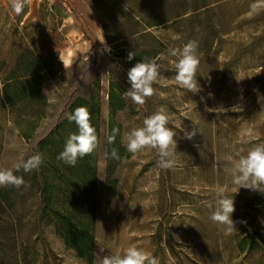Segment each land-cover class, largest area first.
I'll list each match as a JSON object with an SVG mask.
<instances>
[{
    "label": "rangeland",
    "instance_id": "374dc122",
    "mask_svg": "<svg viewBox=\"0 0 264 264\" xmlns=\"http://www.w3.org/2000/svg\"><path fill=\"white\" fill-rule=\"evenodd\" d=\"M79 3L92 7L98 26L88 35L92 48L71 55L73 64L64 67L56 55L64 45L61 17L76 12ZM253 3H259L257 10L250 7ZM107 37L117 41L111 44ZM190 40L199 44L198 93L176 83L172 61L177 58L168 56L169 49ZM123 49L143 58L162 56L163 79L142 106L124 95L131 87L127 72L133 65L119 56ZM27 50L51 67L41 86L47 105L33 135L25 139L15 121L29 114L31 106L9 104L0 90V168H12L26 185L13 209L0 204V264H99L102 257L122 255L131 245L159 264H264V184L256 191L236 188L233 161L227 159L264 143V0H27L20 15L11 10L10 0H0L3 87ZM96 81L102 101L97 173L103 169V182L96 185L94 258L88 263L67 249L42 218L38 191L27 186L29 172L16 171L15 165L35 155L41 132L58 121L53 116L62 114L70 99L87 96ZM111 85L123 94L127 108L116 115L123 157L109 163ZM160 106L167 108L168 127L176 132L171 169L158 166L155 149L132 154L126 148L127 133ZM193 129L196 135L186 139L184 130ZM107 180L112 189L106 188ZM219 187L235 201L233 220L247 222L236 223L230 234L210 219Z\"/></svg>",
    "mask_w": 264,
    "mask_h": 264
},
{
    "label": "trees",
    "instance_id": "16d2710c",
    "mask_svg": "<svg viewBox=\"0 0 264 264\" xmlns=\"http://www.w3.org/2000/svg\"><path fill=\"white\" fill-rule=\"evenodd\" d=\"M90 8L92 9L91 6ZM107 39L111 44L117 41H110L108 37ZM115 48H119L117 43ZM129 51L123 49L119 51V56L127 58ZM135 54L136 57L129 61L133 66L139 60H143L142 53ZM50 68L38 54L27 50L19 55L14 69L4 80L3 97L9 104L24 102L25 107L31 106L29 114L22 115L15 121L25 139L31 138L37 127L36 122L44 117L47 98L42 95L41 86ZM98 85L96 81L87 96L74 97L67 107L66 115L40 139L35 154H43V163L40 167L29 171L27 184L30 189L36 188L38 191L42 218L46 219L48 225H53L55 234L63 239L67 249H72L79 258L85 259L88 263H92L94 258L99 145L93 153L79 159L74 167L65 164L58 159V156L63 151L69 135L78 131L76 124L68 119L69 114L77 107L86 106L90 110L91 123L100 139L102 101ZM108 108L106 146L107 160L110 163L123 157L122 125L116 121V115L127 108L125 97L115 92L112 85L108 95ZM113 135L114 141L110 143L109 137ZM114 148L118 150L119 159L111 156ZM107 173L109 174L108 168ZM23 186L19 188L20 193L14 186L0 188V204L6 210L14 208L17 198H23ZM111 186L107 180L106 188L112 189ZM262 196L264 200V191ZM261 239L264 241V236H261Z\"/></svg>",
    "mask_w": 264,
    "mask_h": 264
},
{
    "label": "clouds",
    "instance_id": "9594fccd",
    "mask_svg": "<svg viewBox=\"0 0 264 264\" xmlns=\"http://www.w3.org/2000/svg\"><path fill=\"white\" fill-rule=\"evenodd\" d=\"M27 0H10L11 10L20 15L26 7ZM259 3H253L250 7L257 10ZM199 44L196 40L188 41L182 48H171L168 51L169 57L177 58L174 63V80L183 88L190 92L198 93L200 85L196 78V73L200 64L198 55ZM110 51V49H107ZM136 57L135 52L129 51L127 60L132 61ZM162 56L144 57L131 67L127 72L128 83L131 85L124 95L129 97L136 105H144L146 99L152 97L157 89L154 85L161 77ZM3 84H0V90ZM209 112L217 109L206 108ZM225 110V109H224ZM168 110L160 106L152 115L143 120V125L133 128L127 133L126 148L129 153L136 154L146 148L155 149L159 156L158 166L161 169H171L176 160L177 140L176 132L168 127L170 120ZM68 119L74 122L78 131L72 133L65 141L64 149L59 154L58 159L69 166H76L79 159L93 153L99 145V138L96 128L91 123V113L86 106L77 107L69 114ZM118 132V130H115ZM196 135V130L191 132L184 130L186 139L191 140ZM115 136L109 137V142L114 141ZM113 158L119 159L118 150L111 152ZM229 161H233L231 167L232 183L238 188L256 191L264 184V143H258L251 147L246 155L237 154V157L228 156ZM43 163V154L36 153L26 161L15 165V170L21 168L25 172L32 171L40 167ZM25 184L22 176L14 174L12 168H0V187L14 186L20 188ZM235 201L227 195L223 187L218 188V199L210 219L219 225L225 226L226 233H231L236 228V223L247 224L246 221H234ZM99 264H159L157 258L152 257L143 248L136 245L128 247L124 253H116L104 256Z\"/></svg>",
    "mask_w": 264,
    "mask_h": 264
},
{
    "label": "crops",
    "instance_id": "0c3cea01",
    "mask_svg": "<svg viewBox=\"0 0 264 264\" xmlns=\"http://www.w3.org/2000/svg\"><path fill=\"white\" fill-rule=\"evenodd\" d=\"M75 11L76 12L70 11L69 13H65L61 17L60 32L64 45L63 47H59L57 49L56 55L57 60L64 67L71 66L73 64L74 58L71 55L85 54L92 48L93 42L88 35H90V30L96 32V28L98 26L96 15L92 12L89 5L85 6L83 3H79ZM70 101L71 99L68 101L67 106L63 109L65 112H62L61 110L62 114L53 116L55 119L59 120V118L66 115L67 107ZM56 123L57 120L46 132H41L40 137L42 138L47 135ZM40 128H42V126ZM40 128L37 129V133L40 132Z\"/></svg>",
    "mask_w": 264,
    "mask_h": 264
},
{
    "label": "bare ground",
    "instance_id": "6f19581e",
    "mask_svg": "<svg viewBox=\"0 0 264 264\" xmlns=\"http://www.w3.org/2000/svg\"><path fill=\"white\" fill-rule=\"evenodd\" d=\"M104 84L106 85V81ZM104 98H107V94H105ZM97 181H98V184L101 186L103 182V169L101 168L98 170V173H97Z\"/></svg>",
    "mask_w": 264,
    "mask_h": 264
}]
</instances>
